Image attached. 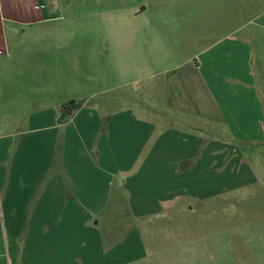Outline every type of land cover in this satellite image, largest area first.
Instances as JSON below:
<instances>
[{
  "label": "crops",
  "instance_id": "crops-1",
  "mask_svg": "<svg viewBox=\"0 0 264 264\" xmlns=\"http://www.w3.org/2000/svg\"><path fill=\"white\" fill-rule=\"evenodd\" d=\"M46 1L0 0V264H130L127 245L144 259L145 232L158 230H122L124 217L182 219L165 237L182 241L218 224L228 197L264 195V8L251 30L175 61L152 28L147 38L123 20L88 30L93 8L119 13L124 0ZM74 7L92 15L66 16ZM142 81L132 104L113 98ZM70 103L82 105L63 117ZM200 214L213 218L186 220ZM256 223L241 230L254 260L264 257Z\"/></svg>",
  "mask_w": 264,
  "mask_h": 264
},
{
  "label": "rangeland",
  "instance_id": "rangeland-1",
  "mask_svg": "<svg viewBox=\"0 0 264 264\" xmlns=\"http://www.w3.org/2000/svg\"><path fill=\"white\" fill-rule=\"evenodd\" d=\"M47 1L49 4H51L55 1L61 3L64 0ZM65 1H67L70 5L82 0ZM105 1L110 4L116 2V0ZM124 1L128 7L120 6L116 8V11L119 10L120 15H118L119 13L113 14L110 12L98 14L97 9L93 8L95 19L93 26L88 30L91 31V33H95L97 31L103 33L105 22L107 25V21H110L112 23V28L114 29L117 27V22L123 20L122 23L123 28L125 29L124 32H132L134 28H136L137 31L143 33L144 38H147V35L152 31V28L160 35L168 37V41L170 44H172L173 50L176 53V56L174 57L175 61L185 59L188 56L192 57L202 48L209 46L212 42H215L216 39L231 31H234L236 28H245V31L249 29L251 30L252 23L249 22L264 8V0ZM124 1L122 2L124 3ZM141 2L147 3L149 8L147 9V12L143 14V16L140 14L138 18H136L133 16L131 10H133L135 6L139 7L140 4H142ZM220 3H222V5H220ZM217 6H219V9ZM72 10L74 14L70 13ZM75 11V7L73 9L68 8L65 10V15L69 17H79L80 19L85 18L86 16L90 17V15H92V13H83V7H78L77 14ZM231 19H233L232 23H230ZM22 30L23 29L20 30L19 27L18 31L21 32ZM80 31H83V29H80ZM242 33L243 32L240 34ZM87 42L90 44V47L93 46V40H89ZM96 46L97 45H94V48ZM98 48L99 50H104V48L100 47V45ZM148 49L151 50L154 48L149 46ZM157 49H159V53L161 54L164 50V46L159 44ZM179 51H181V54ZM145 87L146 83L143 81L139 83L131 82V85H129L127 89L123 90L120 94L114 95L113 98H115V96L122 95L123 99L125 100H122L121 102L132 104L135 101L137 92L140 93ZM104 97H107V95L97 97V99H101V104L103 101L102 98ZM204 130L208 133V138L212 139L214 135H212V137L210 135L211 128L205 127ZM221 138L222 140L227 139L224 133L221 134ZM249 190L250 191L247 190L248 192L243 191V193L240 194L236 200L228 197L227 200L223 201V207H217L218 209L221 208L220 210L223 211V216L218 218V224L210 225L209 227L207 226L208 232L197 231V233L194 231L191 233L190 238H184L182 241L179 240V237H175L176 240L170 241L165 238L168 232L167 229H169L173 224H175L174 226H177V224L180 222H184L182 219H173L163 216L149 221H142L140 223L133 221L129 216L124 217L121 219L122 230L123 228H128L129 230L130 227L132 228L133 226L137 225H142L144 230L152 227L158 230L151 233L144 231L146 234L145 237H148L144 242V259H138L140 257H138V249L135 247V244L127 245L128 253L125 255L126 258L130 260L135 259V261L133 260L134 262L130 264H264L263 256L258 258V260H254V258L250 256L249 253H253V248H251L250 245L253 244H248L246 242L244 232L241 231L244 229L242 226H245L246 223L260 222L253 225V229L255 230V235L257 234L261 237L264 236V222H261L264 220V208L261 207L264 195L257 192V190L254 188H250ZM123 202L124 207L122 208L124 211L128 212L127 201L124 200ZM233 202L234 205H232ZM235 203H238L236 205L237 207L235 206ZM251 203L254 207L248 211V205ZM210 213H213V209L210 211ZM190 218H196L197 221L204 220L208 224L210 223L211 218H213V215H191L186 220ZM237 225L239 227L236 229L235 227ZM256 229H258V232ZM210 230L215 232L212 233ZM154 236H157V238L160 239L155 240ZM149 237H151L153 240ZM120 239L121 237L116 239L115 242L113 241L114 243L112 242L113 244L110 245V250L108 251H111L112 259L118 258V256L115 255L116 251L114 253L113 251L118 243H121ZM258 252L259 250L255 249V253Z\"/></svg>",
  "mask_w": 264,
  "mask_h": 264
},
{
  "label": "trees",
  "instance_id": "trees-1",
  "mask_svg": "<svg viewBox=\"0 0 264 264\" xmlns=\"http://www.w3.org/2000/svg\"><path fill=\"white\" fill-rule=\"evenodd\" d=\"M81 105H82V104H76V103H70L69 105H66V107H65L66 112H65V114H63V117L67 116L68 114H71L73 111H75L76 109H78ZM59 150H60V149H58V150L56 151V159H57V158H58V159L60 158ZM189 163H191V162H189ZM186 165H187V163L182 164V165L180 166V170H184Z\"/></svg>",
  "mask_w": 264,
  "mask_h": 264
},
{
  "label": "built area",
  "instance_id": "built-area-1",
  "mask_svg": "<svg viewBox=\"0 0 264 264\" xmlns=\"http://www.w3.org/2000/svg\"><path fill=\"white\" fill-rule=\"evenodd\" d=\"M1 48V47H0ZM0 53H2V51L0 50Z\"/></svg>",
  "mask_w": 264,
  "mask_h": 264
}]
</instances>
